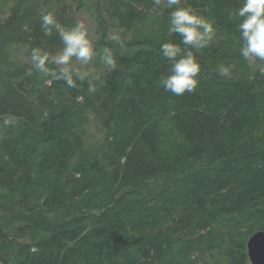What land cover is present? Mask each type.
<instances>
[{"label": "trees", "instance_id": "obj_1", "mask_svg": "<svg viewBox=\"0 0 264 264\" xmlns=\"http://www.w3.org/2000/svg\"><path fill=\"white\" fill-rule=\"evenodd\" d=\"M49 1L14 0L0 21V264H187L202 244L248 264L246 242L264 231V62L245 70L240 0H182L217 32L194 51L198 87L182 96L159 84L171 74L160 45H183L152 0H112L123 47L106 39L98 12L94 48H111L117 68L98 60L94 94L89 81L47 86L13 56L62 49L41 26ZM91 122L100 137L84 128Z\"/></svg>", "mask_w": 264, "mask_h": 264}, {"label": "clouds", "instance_id": "obj_2", "mask_svg": "<svg viewBox=\"0 0 264 264\" xmlns=\"http://www.w3.org/2000/svg\"><path fill=\"white\" fill-rule=\"evenodd\" d=\"M181 2L182 0H152L154 7L164 3L169 10L168 32L178 35L183 45L182 48L180 44L164 42L159 48L171 70V74L163 77L159 84L174 96L196 91L201 65L194 51L199 53L207 48L217 35L214 22L198 14L191 6H181ZM232 15L241 21L238 25L239 39L242 41L240 55L247 61L264 62V0H240V6ZM40 20L45 34L53 29L57 31L63 47L54 56L38 47L33 48L30 61L34 68L44 77L50 78L46 81L49 84L64 81L68 88H77V81H89L87 92L94 94L97 88L90 82L92 71L88 66L98 58L104 69L115 70L117 60L113 50L105 46L97 51L83 21L71 28H64L52 12H42ZM111 39L123 47L119 36L113 35ZM76 62H79V66H76ZM48 65L57 67L51 68ZM218 75L231 79L232 71L230 67L220 65Z\"/></svg>", "mask_w": 264, "mask_h": 264}, {"label": "rangeland", "instance_id": "obj_3", "mask_svg": "<svg viewBox=\"0 0 264 264\" xmlns=\"http://www.w3.org/2000/svg\"><path fill=\"white\" fill-rule=\"evenodd\" d=\"M81 3L83 1V4L79 5L76 0H50L46 7L53 6L51 9V12L54 14V17L61 15L63 19L68 20L72 18L74 25L79 22L83 21L86 24V27L88 28L89 32V38L93 42V45L95 41H99L102 36V31L99 26V19H98V12L101 13L103 16V19L106 23V39L109 40L113 35L120 36L122 30L120 28H114L111 26V20L108 15V11L111 8V2L112 0H80ZM14 3V0H0V21H5L7 17L10 14V9L12 8ZM99 7V9H98ZM200 14L199 12H197ZM202 16V14H200ZM204 17V16H203ZM109 26V27H108ZM127 40V38H126ZM61 50V49H60ZM60 50H57L56 53H58ZM13 58L19 60L21 64H28L32 65L30 61V55L31 52L29 50V47L26 45L22 47L20 50L17 48ZM14 52H12L13 55ZM53 54L52 56H54ZM98 58L93 60L91 64L88 66L89 69L92 71V77L98 78L101 76L102 72L100 69V65L98 63ZM259 60H253V61H247L245 66V70H248V67L250 68V72L252 73L256 68L260 65ZM76 66H79V62H76ZM239 72V69H233V71ZM46 85L48 86L49 83L46 82ZM92 116L90 115V119ZM89 127H84L88 131L94 132L95 137H100L101 132L98 131L97 126L93 125L92 122ZM83 128V129H84ZM79 129V128H78ZM200 235H205V232H200ZM205 244H202L197 251H193L194 253H190L188 256V262L187 264H226L224 261L223 256L218 253L217 251L209 252L206 250V247L203 246ZM249 264V261H248Z\"/></svg>", "mask_w": 264, "mask_h": 264}, {"label": "water", "instance_id": "obj_4", "mask_svg": "<svg viewBox=\"0 0 264 264\" xmlns=\"http://www.w3.org/2000/svg\"><path fill=\"white\" fill-rule=\"evenodd\" d=\"M249 264H264V231L254 233L246 242Z\"/></svg>", "mask_w": 264, "mask_h": 264}]
</instances>
